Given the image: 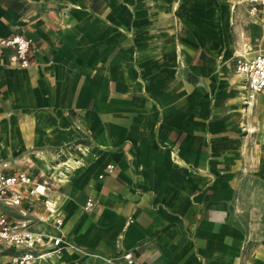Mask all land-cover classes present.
Segmentation results:
<instances>
[{"label": "crops", "instance_id": "1", "mask_svg": "<svg viewBox=\"0 0 264 264\" xmlns=\"http://www.w3.org/2000/svg\"><path fill=\"white\" fill-rule=\"evenodd\" d=\"M236 3L0 0V37L32 40L28 67L0 50V170L42 175L29 217L66 241L36 264H264V102L227 57Z\"/></svg>", "mask_w": 264, "mask_h": 264}, {"label": "built area", "instance_id": "2", "mask_svg": "<svg viewBox=\"0 0 264 264\" xmlns=\"http://www.w3.org/2000/svg\"><path fill=\"white\" fill-rule=\"evenodd\" d=\"M244 1L247 13L255 16L264 27V0ZM30 45L31 40L22 34L0 37V50L8 51L7 59L13 66L23 68L30 65ZM234 71L241 78L243 101L249 104L257 94L264 92V46L251 54L238 52ZM2 167L8 168V164L3 163ZM112 168V164L107 165L108 172ZM44 183L42 175L32 166H27L26 170H0V261L3 258L6 264H36V260L58 252L66 243L59 232L38 227L44 222L41 217H29L33 207L45 195ZM46 203L44 208L49 214L54 213L52 206ZM94 204L91 198H87L83 209L91 210ZM52 221L57 229L63 223L60 215H54ZM123 257L132 262L129 253Z\"/></svg>", "mask_w": 264, "mask_h": 264}, {"label": "rangeland", "instance_id": "3", "mask_svg": "<svg viewBox=\"0 0 264 264\" xmlns=\"http://www.w3.org/2000/svg\"><path fill=\"white\" fill-rule=\"evenodd\" d=\"M230 1L235 2V0H230ZM230 13H231V17L233 18L232 20L233 24H231L230 26L229 43L226 49L228 50V56H227L228 60L232 54H237L238 52H242V51L243 52L250 51V49L256 48L255 38L258 37L260 34L259 27H257L255 24L252 23L251 18L245 11V7L243 4L236 3L233 11H231ZM259 101L264 102V100L257 101L255 98L249 104L254 105ZM249 104L245 103L246 106H248ZM260 111L261 113H264V105L260 106ZM49 187L50 189L52 188L54 189V187L51 185ZM4 262L5 259L2 258L0 264H3Z\"/></svg>", "mask_w": 264, "mask_h": 264}, {"label": "bare ground", "instance_id": "4", "mask_svg": "<svg viewBox=\"0 0 264 264\" xmlns=\"http://www.w3.org/2000/svg\"><path fill=\"white\" fill-rule=\"evenodd\" d=\"M251 103V102H250ZM41 189V188H40Z\"/></svg>", "mask_w": 264, "mask_h": 264}]
</instances>
